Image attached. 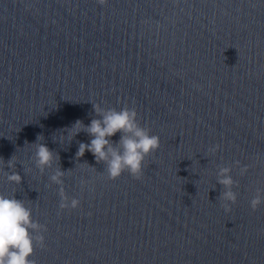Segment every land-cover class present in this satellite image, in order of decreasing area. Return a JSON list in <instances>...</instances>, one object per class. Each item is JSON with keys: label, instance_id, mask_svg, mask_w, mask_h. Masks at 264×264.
<instances>
[{"label": "water", "instance_id": "water-1", "mask_svg": "<svg viewBox=\"0 0 264 264\" xmlns=\"http://www.w3.org/2000/svg\"><path fill=\"white\" fill-rule=\"evenodd\" d=\"M94 104L159 136L140 179L76 157ZM0 150L75 264H264V0H0Z\"/></svg>", "mask_w": 264, "mask_h": 264}, {"label": "clouds", "instance_id": "clouds-1", "mask_svg": "<svg viewBox=\"0 0 264 264\" xmlns=\"http://www.w3.org/2000/svg\"><path fill=\"white\" fill-rule=\"evenodd\" d=\"M100 5H105L107 0H98ZM94 110L100 119H93L89 125L83 121L77 120L70 130L74 138L80 131L87 132L91 137L90 143H80L76 157L82 158L86 152H91L97 162L104 161L107 163V172L110 179L115 180L124 172L130 173L134 178L140 179L143 175V162L146 157L155 152L160 147V138L157 135L150 134V130L142 127L137 119L135 109L124 107L120 110L115 108L102 109L99 104H94ZM122 133L118 145L111 141V137L116 133ZM43 136L37 137L35 145L37 165L51 167L52 163L59 158L58 154L51 150L45 143H38ZM216 145L211 151L219 149ZM123 149L121 151L120 149ZM8 168L15 167V157L6 161ZM229 168L221 169L219 183L225 186L227 191L221 194V199L230 203L222 205L226 212H231L232 204L237 201V195L231 190L235 181L230 175ZM248 171L244 166L242 174ZM64 172L57 170L56 174L51 177L52 181L58 185L63 184L61 179ZM9 182L21 184L23 177L18 172H11L7 175ZM60 203L61 209H76L80 206V200L67 196L64 189L61 188ZM70 201V202H69ZM264 204V195L257 194L250 201L253 211ZM46 226L41 225L32 219V211L25 206L23 200L15 196H5L0 193V264H35L30 259L34 254L35 244L41 247L45 244L43 234L35 235L46 231Z\"/></svg>", "mask_w": 264, "mask_h": 264}]
</instances>
